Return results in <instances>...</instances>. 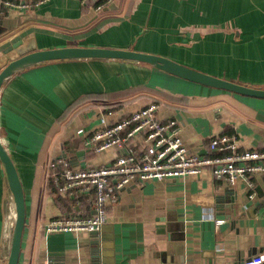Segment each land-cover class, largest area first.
Segmentation results:
<instances>
[{"label": "crops", "instance_id": "0c3cea01", "mask_svg": "<svg viewBox=\"0 0 264 264\" xmlns=\"http://www.w3.org/2000/svg\"><path fill=\"white\" fill-rule=\"evenodd\" d=\"M25 1L38 5L8 9L0 17V70L34 50L120 48L264 88V0H111L101 10L81 0ZM138 85L161 94L95 97L57 120L82 95ZM153 101L158 119L179 125L190 153L204 154L208 140L221 134L234 136L240 150L264 148L263 98L185 81L141 63L51 61L4 83L0 139L25 202L18 264H242L250 256H264V174L252 176L248 188L242 181L217 179L208 168L192 177L129 184L108 206L97 235H44L43 226L61 211L49 181L52 162L62 156L73 168L108 164L124 150L95 154L85 139ZM85 204L82 210L90 214L91 205ZM214 219L223 222L216 225ZM13 220L0 163V264H6Z\"/></svg>", "mask_w": 264, "mask_h": 264}, {"label": "built area", "instance_id": "2783aa9c", "mask_svg": "<svg viewBox=\"0 0 264 264\" xmlns=\"http://www.w3.org/2000/svg\"><path fill=\"white\" fill-rule=\"evenodd\" d=\"M110 1L81 0V3L101 10ZM37 5L25 0H0V17L8 9H30ZM156 113L157 104L150 103L88 135L84 145L92 153L109 148L124 150L108 164L73 168L62 156L52 162L49 177L54 188L52 197L61 211L43 226L45 236L99 231L106 222L108 206L132 183L192 177L208 168L217 179L225 178L230 184L242 181L252 188V176L264 174V148L240 150L234 136L221 134L208 140L204 154L190 153L182 143L176 121L160 120ZM84 203H90V214L83 212ZM214 222L219 225L223 220ZM242 264H264V256H250Z\"/></svg>", "mask_w": 264, "mask_h": 264}, {"label": "water", "instance_id": "95a60500", "mask_svg": "<svg viewBox=\"0 0 264 264\" xmlns=\"http://www.w3.org/2000/svg\"><path fill=\"white\" fill-rule=\"evenodd\" d=\"M79 59L118 60L123 63L146 64L154 69L163 71L185 81L228 91L241 96L264 99V88L228 81L159 55L129 49L83 46H65L34 50L12 59L0 70V89L12 76L32 66L51 61ZM0 163L4 170L7 188L14 208V220L9 238L6 264H18L21 238L25 224V202L16 168L10 155L3 146L1 139ZM89 233L97 235L99 231H92Z\"/></svg>", "mask_w": 264, "mask_h": 264}, {"label": "trees", "instance_id": "16d2710c", "mask_svg": "<svg viewBox=\"0 0 264 264\" xmlns=\"http://www.w3.org/2000/svg\"><path fill=\"white\" fill-rule=\"evenodd\" d=\"M141 91H151V92H154L156 94H161L160 91H158L154 88H149V87L141 86V85H138L135 87H130L127 89H123V90H120V91L114 92V93L104 94V95L85 94V95L78 97L75 101H73L71 104H69L64 109V111L61 113V115L57 118V120L58 121L64 120L73 108L77 107L82 102H86L88 99L92 100L95 97L105 96V97H107V99H110V100H125V99H128L129 97H131V95L135 94L136 92H141ZM153 102L155 103V101H153ZM49 181H50V178H49ZM85 205H86V208H88L90 203H88V204L86 203Z\"/></svg>", "mask_w": 264, "mask_h": 264}, {"label": "rangeland", "instance_id": "374dc122", "mask_svg": "<svg viewBox=\"0 0 264 264\" xmlns=\"http://www.w3.org/2000/svg\"><path fill=\"white\" fill-rule=\"evenodd\" d=\"M93 60V59H92ZM47 63V62H46ZM146 65V64H145ZM248 85V84H247ZM254 87V86H253Z\"/></svg>", "mask_w": 264, "mask_h": 264}]
</instances>
